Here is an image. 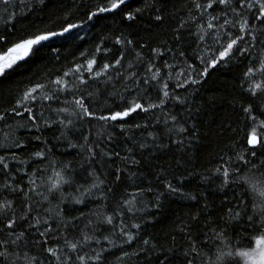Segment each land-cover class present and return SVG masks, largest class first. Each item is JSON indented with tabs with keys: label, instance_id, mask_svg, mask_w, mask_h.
Segmentation results:
<instances>
[{
	"label": "snow or ice",
	"instance_id": "obj_1",
	"mask_svg": "<svg viewBox=\"0 0 264 264\" xmlns=\"http://www.w3.org/2000/svg\"><path fill=\"white\" fill-rule=\"evenodd\" d=\"M50 3L0 0V79L45 55L59 62L55 38L72 45L95 29L99 42L0 103V264H264V0H184L173 13L168 0H55L42 27L28 20ZM117 17L146 32L167 18L169 39L129 38L137 34L112 28ZM220 68L239 70L230 103L242 135L222 143L201 180L217 184L226 211L220 223L209 214L208 231L197 213L173 226L170 244L153 243L143 233L151 209L197 199L175 181L193 175L184 163L197 139L190 120L202 111L194 97ZM134 114L142 121L130 123ZM56 143L76 157L57 159ZM169 154H179L175 165L144 186L141 167Z\"/></svg>",
	"mask_w": 264,
	"mask_h": 264
},
{
	"label": "trees",
	"instance_id": "obj_2",
	"mask_svg": "<svg viewBox=\"0 0 264 264\" xmlns=\"http://www.w3.org/2000/svg\"><path fill=\"white\" fill-rule=\"evenodd\" d=\"M71 2L72 0H65L67 5H70ZM183 2L184 0H168L166 11L173 13L174 11L180 10ZM128 4L131 8L140 7L142 6V0H129ZM57 11L58 6L55 0H53V3H50L47 9L39 14L34 13L28 17V20L34 21L37 26L42 27L41 21L47 23V17ZM110 23L113 29L119 28L125 34L135 32L137 35L135 37L130 36L129 38H136L141 42H150L152 46H155L154 42L169 39L170 36V21L167 18L163 25L153 26L151 32L144 31L143 22L137 23L129 28L120 24L119 17H117L115 22ZM81 34L84 35V40H77L72 45L61 46L60 38H55L51 42L53 46L60 48L61 59L59 62L55 60L54 55H45L30 62L25 69L10 72L7 77L0 79V88L4 89L0 103L8 106L9 90H12L14 93L15 89L24 86L22 82L31 80L37 74L42 76L49 71L55 73L58 69H66L72 64L74 58L79 57L80 51L91 49L99 42V34L95 29H85ZM238 74L239 70L235 68H220L212 72L206 78V83L202 82L199 95L194 97L195 103L202 106V111L194 114L192 120H190V123H194L196 126L194 131L197 134V139L192 141V147L188 150V155L185 157L184 163V167L191 171L193 175L189 176L187 180L175 181V183L180 185L186 194L195 195L197 199H183L178 196L169 197L165 202L164 208L159 210L151 209L153 217L149 218L151 219V223L143 227V233L146 234L145 238H154L153 243L159 242L162 245L170 244L172 242L170 232L173 226L181 220L186 221L189 216L197 213L200 214L199 228H202L203 231H208V226L204 222L210 218V213L211 218L216 220L217 223H220L219 217L223 215L227 208V205L222 204V201L225 200V195L218 189L217 184L203 182L201 180V174L204 173L205 169L214 167V156L222 143H226L230 139H236L237 136L242 135V132L239 131L241 125L237 122V115L230 103L236 95L235 83ZM142 119L143 114H134L130 123L141 122ZM233 129H237L235 134L233 133ZM84 131L87 132V128ZM23 132L24 130L21 129L17 132V135L20 136ZM116 133H119V127L116 128ZM56 134L58 135V133ZM0 135H2V132H0ZM44 135L50 141H53V131L45 132ZM137 135H139L138 132ZM121 146L122 140L119 136H117V143L110 145L113 150H119ZM54 151L57 159L73 160L76 157L75 151L67 149L64 144L56 143ZM178 158L179 154L175 158L172 154H169L166 158L152 161L151 167L142 166L141 172L143 176L141 178L143 185L156 187L158 181L155 172L174 166L175 159ZM178 175H186L184 168L179 170ZM122 190L123 186L121 185L117 188V193ZM231 197L232 192L229 191L228 198ZM149 198L151 197L149 196ZM206 204L208 206L207 209H205ZM45 206L47 207V205ZM77 207L81 211L88 212L94 205L89 204L87 208L83 205ZM73 215H79V212H73ZM201 239H203L202 235ZM177 241L183 243L180 237H177ZM135 247L136 245H133L128 250L131 251ZM139 264H143L142 256Z\"/></svg>",
	"mask_w": 264,
	"mask_h": 264
},
{
	"label": "water",
	"instance_id": "obj_3",
	"mask_svg": "<svg viewBox=\"0 0 264 264\" xmlns=\"http://www.w3.org/2000/svg\"><path fill=\"white\" fill-rule=\"evenodd\" d=\"M129 1V0H128Z\"/></svg>",
	"mask_w": 264,
	"mask_h": 264
}]
</instances>
